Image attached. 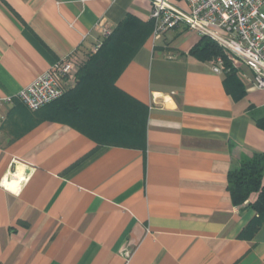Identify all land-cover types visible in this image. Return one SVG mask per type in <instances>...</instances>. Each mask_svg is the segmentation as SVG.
Wrapping results in <instances>:
<instances>
[{"label": "crops", "instance_id": "obj_1", "mask_svg": "<svg viewBox=\"0 0 264 264\" xmlns=\"http://www.w3.org/2000/svg\"><path fill=\"white\" fill-rule=\"evenodd\" d=\"M152 8L0 0V97L79 58L69 98L0 105V264H264V223L246 232L257 213L235 205L228 179L264 154V88L251 71L238 68L236 101L224 71L191 54L201 35L182 25L135 42L117 94L77 88L99 25L148 23Z\"/></svg>", "mask_w": 264, "mask_h": 264}, {"label": "built area", "instance_id": "obj_2", "mask_svg": "<svg viewBox=\"0 0 264 264\" xmlns=\"http://www.w3.org/2000/svg\"><path fill=\"white\" fill-rule=\"evenodd\" d=\"M151 0L154 37L186 26L200 35L216 40L230 54L236 67L251 71L254 86L264 88V0ZM101 37L90 48L96 54L113 29L99 25ZM216 71H224L222 58L213 59ZM79 67L77 53L59 59L33 83L17 95L0 97V105L20 99L37 110L59 99L76 81Z\"/></svg>", "mask_w": 264, "mask_h": 264}, {"label": "trees", "instance_id": "obj_3", "mask_svg": "<svg viewBox=\"0 0 264 264\" xmlns=\"http://www.w3.org/2000/svg\"><path fill=\"white\" fill-rule=\"evenodd\" d=\"M154 29V22L142 23L130 17L113 34L104 41L101 49L94 54L83 66L79 73L77 88L84 85H100L101 91L105 87L111 94L119 90L114 84L117 74L131 60V51L136 47L139 38ZM191 54L199 60H213L222 58L225 85L227 91L236 100H241L246 94V88L238 75V67L232 61L229 53L214 39L201 35L199 43L191 50ZM74 90V89H73ZM71 91L63 97L69 98ZM61 98V97H60ZM229 189L235 205L241 206L245 202L257 213L246 232L255 233L264 223V154L254 153L244 159L240 166L228 174ZM253 196V199L251 197Z\"/></svg>", "mask_w": 264, "mask_h": 264}, {"label": "bare ground", "instance_id": "obj_4", "mask_svg": "<svg viewBox=\"0 0 264 264\" xmlns=\"http://www.w3.org/2000/svg\"><path fill=\"white\" fill-rule=\"evenodd\" d=\"M10 181L13 183H11ZM4 184L7 185L9 188H13L15 186L14 189H17L18 187V181L9 180V178H5Z\"/></svg>", "mask_w": 264, "mask_h": 264}, {"label": "rangeland", "instance_id": "obj_5", "mask_svg": "<svg viewBox=\"0 0 264 264\" xmlns=\"http://www.w3.org/2000/svg\"><path fill=\"white\" fill-rule=\"evenodd\" d=\"M92 56H93V54H90V53H89V55H88V57H87V61H88Z\"/></svg>", "mask_w": 264, "mask_h": 264}]
</instances>
